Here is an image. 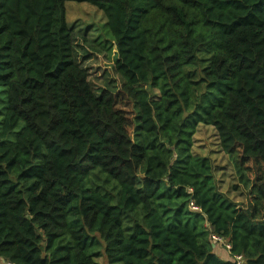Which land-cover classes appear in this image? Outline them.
<instances>
[{
	"label": "trees",
	"instance_id": "trees-1",
	"mask_svg": "<svg viewBox=\"0 0 264 264\" xmlns=\"http://www.w3.org/2000/svg\"><path fill=\"white\" fill-rule=\"evenodd\" d=\"M67 1L0 0V261L231 264L216 233L264 264V0H72L116 47L100 94ZM200 124L245 203L194 154Z\"/></svg>",
	"mask_w": 264,
	"mask_h": 264
},
{
	"label": "rangeland",
	"instance_id": "rangeland-1",
	"mask_svg": "<svg viewBox=\"0 0 264 264\" xmlns=\"http://www.w3.org/2000/svg\"><path fill=\"white\" fill-rule=\"evenodd\" d=\"M66 7L67 21L73 29L75 57L87 70L95 93L100 94L103 89L115 90L119 86V79L113 72L116 47L113 44V51L109 52L108 45L112 39L103 11L87 2L72 0L66 2ZM158 93V90H153L154 96H158ZM193 152L212 160L221 191L227 193L235 202H246L248 186L240 179L229 155L222 151L213 126L199 125L194 135ZM142 171L143 169L141 173ZM98 261L106 264L104 257Z\"/></svg>",
	"mask_w": 264,
	"mask_h": 264
},
{
	"label": "built area",
	"instance_id": "built-area-1",
	"mask_svg": "<svg viewBox=\"0 0 264 264\" xmlns=\"http://www.w3.org/2000/svg\"><path fill=\"white\" fill-rule=\"evenodd\" d=\"M190 206L193 210H200V208L195 205L194 201L190 203ZM211 237L214 241L221 244L229 252L231 264H246V258L244 255L231 253L232 245L230 242H228L226 239H224L222 236L216 233H211ZM4 264H14V263L5 262Z\"/></svg>",
	"mask_w": 264,
	"mask_h": 264
},
{
	"label": "crops",
	"instance_id": "crops-1",
	"mask_svg": "<svg viewBox=\"0 0 264 264\" xmlns=\"http://www.w3.org/2000/svg\"><path fill=\"white\" fill-rule=\"evenodd\" d=\"M216 251L222 258H224L226 260L229 259L230 254L226 249L224 250V248H222V247H217ZM0 264H4V262L0 261Z\"/></svg>",
	"mask_w": 264,
	"mask_h": 264
}]
</instances>
